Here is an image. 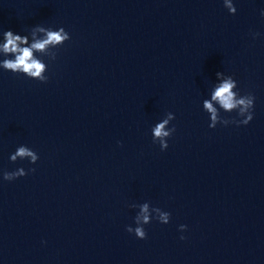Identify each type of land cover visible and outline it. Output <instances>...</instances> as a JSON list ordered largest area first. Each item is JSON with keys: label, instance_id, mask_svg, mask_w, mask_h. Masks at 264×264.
<instances>
[{"label": "clouds", "instance_id": "obj_1", "mask_svg": "<svg viewBox=\"0 0 264 264\" xmlns=\"http://www.w3.org/2000/svg\"><path fill=\"white\" fill-rule=\"evenodd\" d=\"M223 3L230 14L234 15L237 12L232 0H223ZM261 15L264 16V10H261ZM252 35L255 38L259 33H253ZM70 38V34L63 27L53 30L50 27L38 25L32 28L28 35L16 34L11 30L3 31V43H0V54L5 58L0 60V68L13 74H22L30 79L46 83L48 81V76L46 75L48 66L37 56V53L41 56H47L50 61H54L57 57V52L54 49L62 46ZM216 77L218 82L210 92V99H204L202 104L203 110L209 114V128H215L217 124L225 126L230 123L237 126L249 124L253 119L254 95L248 93L241 96L237 91V81L231 75L217 72ZM213 102H215L216 106H214ZM221 110L229 113L235 111L242 119L230 120L222 118L220 115ZM174 119L175 115L172 112H168L151 129L153 143L159 142L162 151L168 148V138L176 131L175 126L169 127L170 122ZM9 159L12 162L18 159H27L30 163L35 164L39 156L31 148L20 145L10 155ZM34 171V168L29 169L27 172L24 168H19L11 172L4 171L2 176L3 180L12 181L26 176L28 172ZM131 207L139 209L134 217L136 226L128 225L126 226V231L134 233L138 239L147 238L144 225L151 223L153 219L161 224L170 222L171 213L163 211L159 207H152L149 202L138 205L133 204ZM179 230L181 232L186 231L187 225H180ZM180 239L183 240L185 237L181 236Z\"/></svg>", "mask_w": 264, "mask_h": 264}]
</instances>
